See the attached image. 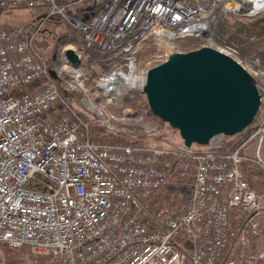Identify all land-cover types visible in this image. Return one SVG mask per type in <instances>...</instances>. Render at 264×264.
I'll return each mask as SVG.
<instances>
[{"label":"built area","instance_id":"1","mask_svg":"<svg viewBox=\"0 0 264 264\" xmlns=\"http://www.w3.org/2000/svg\"><path fill=\"white\" fill-rule=\"evenodd\" d=\"M65 1L72 2L0 0V10H45L47 18L60 14L70 21L63 11L83 0ZM253 4L254 0H100L90 12L87 6L80 8L72 23L87 47L117 52L132 72L146 42L174 44L193 37L213 45L208 35L218 12L253 17L264 11L254 12ZM85 14H90L89 21L83 23ZM42 25L0 30V242L12 248L29 246L44 259L35 264L264 261V252L257 249L264 230V195L245 181L240 166L248 158H242L240 149L225 155L197 154L181 145L162 149L91 141L92 125L116 133L117 123H142L143 116L117 118L106 109L105 103L119 108L132 88L120 92L122 84L115 76L102 77L99 83L92 80L88 86L79 68L71 67L65 57L60 70L49 72L33 47ZM258 69L259 80L253 79L261 105L248 147L264 133V67ZM64 75L84 84L98 113L96 122H81L71 107L66 109L53 83ZM59 105L68 114L54 119L48 113ZM260 148L261 141L253 152L257 163ZM189 169L194 170V180L188 204L161 212L152 220V229L145 227L139 220L143 201L171 176L184 179Z\"/></svg>","mask_w":264,"mask_h":264},{"label":"rangeland","instance_id":"2","mask_svg":"<svg viewBox=\"0 0 264 264\" xmlns=\"http://www.w3.org/2000/svg\"><path fill=\"white\" fill-rule=\"evenodd\" d=\"M262 1L263 0H261L260 3ZM90 2L95 4L99 3L100 0H92ZM43 19L44 17L42 15V10L29 11L22 7L11 8L8 11H3L0 13V30L9 27H33L36 25V23H39L40 21L42 22ZM69 26L74 25L73 23L72 25H68L67 22L59 18L48 19L47 22H43L41 30L34 41V49L40 54L44 62L47 64V67H51H48L51 69V71H55L56 69L60 70L64 66L62 62L63 58L61 57L65 55L66 50L81 52L79 49L82 45L79 41V38ZM263 37L264 11L258 13L256 16L250 17L249 19H244L240 16H234L233 14L220 11L216 16L212 27L211 38H209V42H211L213 45H205V43L198 40V48L191 51H195L203 47H211L233 58L241 66H243V68L252 76V78L258 79L260 77L257 76V74H259L258 66L264 67V60H261L259 56L261 53L264 54V46L260 44ZM221 38H225L227 41L224 43L222 42L223 39L220 40ZM191 41L194 42L193 39H183L181 41L174 42V44L163 45H156L155 41L153 40L146 42L143 52L138 56L137 59L138 72L136 76L142 79V81L138 83L142 84L144 82L143 75L146 70L160 65L162 60L166 58L167 55H171L173 53L190 52L184 47L186 44L191 43ZM226 48H230L233 50V52L230 53ZM90 53V50L86 51L87 55ZM80 56L81 64L79 66H72L68 60L67 63L73 68H79V73L82 75V78H86V84H88V86H92L91 81L95 80L97 82L100 75H103L101 74L103 72L97 66H89L86 65L84 61L82 62L83 53H81ZM244 60L247 62H244ZM253 80L256 81L255 79ZM63 83L72 84V86L66 85L72 94L67 93L65 90L60 88V93L63 91L70 95L68 102L70 103L71 108L76 113L89 117V115L85 112L86 107L81 103V99L88 100V98L81 94V91L83 90H78L77 87L79 86V81L75 80L71 82L70 77H66L64 75ZM72 89H75V94H73L74 92ZM134 91L137 93L135 100L132 99L129 100L131 102L128 101L124 103L128 107H135L134 115L136 117L143 116L142 123H140L138 127L133 126L134 124L132 123H128L126 124L129 125L127 128L126 125H123L122 127L118 128V131L120 133L128 134L129 137L131 134L133 137H136V139L144 143L145 147L176 149L177 146L183 145V141L181 140L178 131L171 128L167 123L161 121L159 118H151L146 110V99L142 95L141 91L138 89H135ZM130 103H132V106L129 105ZM116 115L120 116V114ZM223 139L224 136H218L213 141L212 148H217ZM260 141L261 165L256 162L257 160H254L255 158L253 156L254 147H257ZM190 148L193 151H207V149L211 147H201L193 144ZM246 153H249L247 162L251 161L252 163H255V165L262 167V163L264 164V133H259L255 137V139L250 143V146L246 148ZM262 170L264 171L263 168ZM175 177L176 176L174 175L171 176L167 184H165L159 191L154 193L151 198L144 202V205L147 209L163 212L170 208L168 206L176 200L182 201V204H186V202L189 201L188 197L190 199L191 196L189 191L191 192L192 190L191 185L193 182L191 185L190 181H186L185 183L179 185V183L176 181L181 180ZM262 179H264V177H262ZM184 206L185 205L181 206V208ZM261 233V237L257 242V244H259L257 249L262 253L264 252V230H262ZM29 255H32L31 252ZM0 264H3V255L1 249ZM28 264L31 263L28 262ZM258 264H264V261L261 260Z\"/></svg>","mask_w":264,"mask_h":264},{"label":"water","instance_id":"3","mask_svg":"<svg viewBox=\"0 0 264 264\" xmlns=\"http://www.w3.org/2000/svg\"><path fill=\"white\" fill-rule=\"evenodd\" d=\"M65 56L72 66L81 64L73 50ZM143 93L151 113L177 130L187 148L211 147L218 136L241 133L261 103L252 76L211 47L169 55L147 72Z\"/></svg>","mask_w":264,"mask_h":264},{"label":"trees","instance_id":"4","mask_svg":"<svg viewBox=\"0 0 264 264\" xmlns=\"http://www.w3.org/2000/svg\"><path fill=\"white\" fill-rule=\"evenodd\" d=\"M71 2L70 1H63L64 4L71 3ZM88 2H89V0H83L81 3H79L77 5H71L69 8L65 9V13L67 15H69L70 17L76 18L79 15V13L81 12L80 8L87 6ZM3 11H8V10H0V13ZM29 11H31V10H29ZM66 11H68V12H66ZM42 15L44 18L47 17V13H45V12H42ZM51 18L62 19L61 17H50L48 19H51ZM241 18L249 19L250 17H241ZM48 19L46 20V22L48 21ZM67 24L72 25V23H67ZM69 27L72 31H74L76 33V35L79 38V41L82 45L81 48H83L84 43H83L81 33L78 30L74 29V26H69ZM10 28H15V27H9V28H5V29H10ZM25 28H27V27H25ZM1 30H3V29H1ZM186 39H193L194 40V42L191 41V43L186 44V46L184 47L187 51H191V50L198 48V46H199L198 39H196V38H186ZM220 40H222V42H224V43L227 41L225 38H221ZM260 44H262L264 46V37L262 38V42H260ZM87 50L91 51V53L88 55L86 54ZM259 56H260L261 60H264V54L263 53H261ZM114 60L120 61V58L116 59L113 54L106 53V52L101 51V50L96 49V48H92V49H85L84 48L82 62L84 61L85 64L89 65V66L99 67L102 70L103 73H101V74H103V75H109L111 73L109 66L111 65L112 61H114ZM48 67L51 68L50 66H48ZM49 68H48L49 72L52 73L53 71H51V69H49ZM135 95H136V93H135ZM61 96L65 100L68 101L70 95H68L67 93L62 91ZM129 102H131V101H129ZM129 105L132 106V103H130ZM145 107H146V110H147L149 116L151 118L157 119V117L152 115L147 104L145 105ZM131 108L135 109V107H133V106ZM66 113L68 114V111L63 109V107L61 105H59L53 111L50 112V115L55 117L56 119H58L60 115L66 114ZM78 115L80 118L85 119L87 121H89L91 119L90 117H86L85 115H82V114H78ZM257 121H258V116H256L252 125H250L248 128H246L242 133L236 134L234 136H225L217 148H212V149L209 148V149H207V151H194V152L197 154H204L207 152H212L214 154L225 155V154L233 153V152L237 151L238 149H240L239 152H241V154H243L244 152L241 149V147L245 143L248 142L251 135L255 132V130H256L255 125L257 124ZM90 128H91L90 129L91 130V133H90V140L91 141H97L100 143H105V144H109V145H116V146H120V145H129V146H135V147L136 146H141V147L144 146V143H142L138 139H137V141L130 143L129 140H127V137L114 135L110 131L102 129L100 127H97L96 125H94V126L92 125ZM201 147H203V146H201ZM240 169L244 175L245 181L249 184V186L253 190H255V192L264 195V187H263V184H264L263 180L264 179H262V177H264V171L262 170V167L255 165V163H252L251 161H249V162L246 161V162H243L241 164ZM193 175H194V171L192 169H189L187 177L184 180L176 181V182H178L179 185H181V184L185 183L186 181H190V185H191L193 182ZM191 188H192V185H191ZM191 188H190V190H191ZM189 193L191 194L190 191H189ZM188 200H189V197H188ZM188 202L189 201H187L186 204H182V201L176 200L173 203H171V205H169L168 207L173 208V209L181 208V206L187 205ZM170 208H168V209H170ZM148 210H149V214L151 216H149V217L148 216H142L141 221L148 229H152L154 226V224L152 222V217L153 218L157 217L158 215H160V213L162 211L158 212V210H155V211H152L150 209H148ZM0 249H1L2 255H3V264H28V262L33 264V261L35 260V258L32 255H29L30 250L28 248H23L21 250H14V249L9 248L5 244H0Z\"/></svg>","mask_w":264,"mask_h":264},{"label":"bare ground","instance_id":"5","mask_svg":"<svg viewBox=\"0 0 264 264\" xmlns=\"http://www.w3.org/2000/svg\"><path fill=\"white\" fill-rule=\"evenodd\" d=\"M63 1H65V0H63ZM90 1H92V0H89V2H88V5H87V7L88 8H90V9H88V11L90 12L91 10H93V5H92V3L90 2ZM261 1V0H260ZM260 1L259 0H254V9H253V11L254 12H259V11H262V10H264V0L260 3ZM16 8H18V7H16ZM22 8H25V7H22ZM11 8H8V9H3V10H10ZM25 9H27V10H31V11H36L35 9H28V8H25ZM42 12H45V13H47V11H45V10H42ZM48 14V13H47ZM63 14L68 18V19H70V21H67V19L63 16V15H60V14H55V16H51V17H61L63 20H65V21H67L68 23H71L72 22V20H78V16L76 17V18H73V17H70L69 15H67L66 13H65V10L63 11ZM56 15H58V16H56ZM84 16H87V20L86 21H83V17ZM81 19H80V21L81 22H87V21H89V16H90V14H85ZM48 18H50V17H48ZM47 17H45L44 19H43V21L41 22H39V23H36V25H38V24H40V23H43V22H46V20L48 19ZM216 19V18H215ZM214 22H215V20L213 21V24H214ZM213 24H212V27H213ZM35 25V26H36ZM74 25V24H73ZM34 27V26H33ZM74 27H75V25H74ZM212 27H210L211 29H212ZM21 28H25V27H21ZM29 28H31V27H29ZM75 29L76 30H78L80 33H81V31L79 30V29H77L76 27H75ZM39 34V33H38ZM37 34V35H38ZM211 34H212V32L208 35V40H209V38H211ZM37 35L35 36V38H34V40H33V47H34V41H35V39H36V37H37ZM81 35H82V33H81ZM210 36V37H209ZM188 38H193V37H188ZM82 39H83V35H82ZM184 39H186V38H184ZM180 40H183V39H179V40H177V41H180ZM210 41V40H209ZM83 45H84V47L83 48H80L79 49V51H81V52H78V51H75V54L77 55V57H79V59L81 58V56H80V54L81 53H83L84 52V48L85 49H92V48H96V49H99V50H101L102 51V49H100V48H97V47H94V46H91V47H87L86 46V44H85V42H84V39H83ZM165 44H168V43H165ZM37 52V51H36ZM143 52V50L141 49V51H139L138 52V54L136 55V63H135V67H136V69L134 70V71H132V72H130L129 71V69H128V67H127V62H125L124 60H123V58H122V56L121 55H119L117 52H114L113 51V53H111V54H113L114 55V57L116 58V59H118V58H120V61H119V63H117L116 62V60H114V61H112V63H111V65L109 66V69H110V71H111V73L109 74V75H100V77H99V79H98V81H97V83H99V81H100V78H102V77H111V76H115L116 77V79H118L119 81H121V84H122V87L119 89V91L121 92L122 91V89H126L127 87H131L132 89H130V90H128V92L122 97V100H121V102H120V104H121V106L119 107V108H117L115 105H113L112 103H105L106 104V109H107V111L108 112H110V113H113V114H120V116H118L117 118H121V116H124V115H126V116H129V117H134L135 118V115H134V110L135 109H133V108H131V107H128V106H126V104L124 103V102H127V101H129V100H132V99H135V97H136V95H135V89H138L139 91H141V93H142V95L144 96V98L146 99V97H145V95H144V93H143V87H144V85H145V77H146V74H147V72L150 70H147L146 72H144V82L142 83V84H140V83H138V82H141L142 81V79L141 78H138L137 76H136V74H137V72H138V62H137V59H138V56L141 54ZM107 53V52H106ZM39 54V53H38ZM40 55V54H39ZM168 56L169 55H167L166 56V58H164L163 60H162V63L168 58ZM65 57V55H63L61 58H64ZM66 59V58H65ZM44 61V60H43ZM66 61H67V59H66ZM81 61V60H80ZM63 62V61H62ZM115 65L116 67H112V65ZM45 65H46V68H47V64L45 63ZM63 65H64V62H63ZM71 66V65H70ZM57 67V66H56ZM48 69V68H47ZM64 69V68H63ZM49 71V70H48ZM53 73H55V71H53L52 72V74ZM136 76V77H135ZM69 77V76H68ZM54 78H57V77H54ZM63 79H64V77L63 78H57L56 79V81L54 82L53 81V83H54V85L56 86V88L58 87V91H59V95L61 96V93H60V88L62 89V90H65L67 93H70V90L66 87V85H71L72 86V84H67V83H63ZM79 81V80H78ZM82 85H84L81 81H79V86L77 87L78 88V90L79 91H81V90H83V91H81V94L84 96V97H87L86 95H85V92H84V88L83 87H81ZM104 85H108V84H104ZM117 87H119V86H117ZM28 90H30V88L28 89ZM72 91L74 92L73 94H75V89H72ZM21 93V91L20 92H17V94H20ZM70 94H72V93H70ZM137 94V93H136ZM260 97H261V95H260ZM61 98L63 99V100H65L62 96H61ZM88 98V97H87ZM82 101H81V103L86 107V109H85V112L89 115V117L91 118L89 121H87V120H85V119H82V118H80L79 117V115H78V113H76L77 114V117L80 119V121L81 122H84V123H87V124H89L90 122H96V115H98V113L96 112V110L92 107V105H91V103L89 102V98H88V100H86V99H81ZM66 102H67V107H66V109L68 110L71 106H70V103L67 101V100H65ZM260 101H261V98H260ZM102 102H104V101H102ZM146 103H147V101H146ZM125 104V105H124ZM96 105H99V101H96ZM260 105H261V103H260ZM260 109V108H259ZM51 112V111H50ZM50 112L48 113V115L49 116H51L50 115ZM151 112V111H150ZM259 112V111H258ZM67 114V113H66ZM153 115V114H152ZM51 117H53V116H51ZM54 119H56L55 117H53ZM255 120V119H254ZM129 123H132V122H129ZM252 125V124H251ZM117 126H120V127H122L123 125H120V124H118L117 123ZM248 128V127H247ZM245 130V129H244ZM243 130V131H244ZM242 131V132H243ZM111 133H113L114 135H119V136H125V137H127V140H129V142L130 143H133V142H135V141H137V139H136V137H133L131 134H130V137H129V135L128 134H126V133H120L119 131H118V129H117V131H115L116 133H114V132H112V131H110ZM241 132V133H242ZM238 134H240V133H238ZM225 137V136H224ZM217 138V137H216ZM215 138V139H216ZM214 139V140H215ZM213 140V141H214ZM249 141V140H248ZM96 143H100V142H96ZM213 143V142H212ZM102 144V143H101ZM120 146H129V145H120ZM120 146H117V147H120ZM181 146H184V144L183 145H181ZM131 147H135V146H131ZM143 147H145V146H143ZM205 147H209V146H205ZM213 146H211V148H212ZM246 148H248V142L247 143H245L244 144V146H242L241 147V149L243 150V154L241 155L242 156V158H244V159H247L248 157L246 156ZM163 149V148H162ZM258 164H260V162H258ZM261 165V164H260ZM262 168L264 169V164L262 163ZM189 171V170H188ZM194 171V170H193ZM187 175H188V173H187ZM175 178H177V177H175ZM185 179V178H184ZM180 180H183V179H180ZM193 180H194V175H193ZM152 196H150L149 198H151ZM148 198V199H149ZM148 199H146V200H148ZM146 200L145 201H143V210L141 211V213L139 214V220H140V222L142 223V221H141V218H142V216H151L150 214H149V210L146 208V206L144 205V202H146ZM154 218H156V217H154ZM153 217H152V220L154 219ZM143 224V223H142ZM144 225V224H143ZM145 226V225H144ZM146 227V226H145ZM0 244H5V245H7L9 248H11V249H14V250H21V249H23V248H28L29 250H30V252H31V254H32V256L35 258V260L33 261V264H35L36 263V261H40V260H44V259H42L41 257H39V256H36L33 252H32V250H31V248L29 247V246H22V247H20V248H12V247H10L7 243H4V242H0ZM45 262H48L47 260L45 261Z\"/></svg>","mask_w":264,"mask_h":264},{"label":"crops","instance_id":"6","mask_svg":"<svg viewBox=\"0 0 264 264\" xmlns=\"http://www.w3.org/2000/svg\"><path fill=\"white\" fill-rule=\"evenodd\" d=\"M247 154V153H246ZM249 158V157H248Z\"/></svg>","mask_w":264,"mask_h":264}]
</instances>
